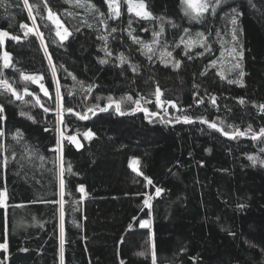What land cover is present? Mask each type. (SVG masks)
<instances>
[{"label":"trees","instance_id":"1","mask_svg":"<svg viewBox=\"0 0 264 264\" xmlns=\"http://www.w3.org/2000/svg\"><path fill=\"white\" fill-rule=\"evenodd\" d=\"M46 2L71 33L58 41L41 0H29L36 5L35 24L55 66V79L39 38L24 34L33 21L23 0L0 3V31L19 38H5L0 45V78L23 96L17 100L0 88V127L6 132L0 142L7 149L0 150V191L7 192L0 207V244L7 251L0 249V264H60L59 203H51L60 199V154L50 150L57 147V129L82 144L75 152L69 141H62L63 264H153V254L155 264H264V138L229 139L199 122H223L229 132L264 127L258 107L264 104V0H225L201 22L185 16L181 0H144L153 17L164 21L137 18L120 0L121 15L108 19L107 29L98 13L76 7L74 0ZM82 2L108 13L104 0ZM232 8L239 12V43L232 42ZM161 27L149 60L133 38L151 44ZM197 32L204 33L210 52L197 46L186 51L181 37L194 38ZM109 33L111 55H106L101 50L105 42L97 37ZM165 45L171 57L161 55ZM233 47H242V58L233 59ZM4 52L11 57L8 68H3ZM121 53L127 62L118 59ZM176 61L178 67L173 66ZM237 62L239 69L233 67ZM21 73L43 79L25 81ZM57 82L63 106L73 109L63 112V124L56 115ZM25 87L31 95L24 93ZM108 97L121 103L124 115L115 106L106 112L94 107L108 105ZM137 100L156 115L134 112ZM44 107L50 111L45 113ZM90 107L95 115L87 111ZM85 113L87 120L76 115ZM183 115L193 122L177 123ZM17 131L23 134L19 143L12 139ZM87 131L94 134L91 139L84 137ZM249 156L256 158L255 164ZM132 159L139 161L142 175L129 166ZM156 188L162 189L159 196ZM144 193L152 197L151 209L143 204ZM141 220H150V227L141 228Z\"/></svg>","mask_w":264,"mask_h":264},{"label":"snow or ice","instance_id":"2","mask_svg":"<svg viewBox=\"0 0 264 264\" xmlns=\"http://www.w3.org/2000/svg\"><path fill=\"white\" fill-rule=\"evenodd\" d=\"M44 9L47 11L48 15H47V19L49 21H51V23L53 25L56 26V35L60 38L61 41L67 39V37L69 35H71V33L69 32V30L67 28L64 27V25L61 23L60 19L58 18V16L50 9L49 5L47 4L46 0H41ZM66 2H73V0H66ZM0 3H3V0H0ZM23 3L25 5V7L28 10V14L29 17L32 19L33 21V25L32 28H27V25L25 24H21V28H27V31H25V36H28L29 33H32L34 35H36L41 43V46L44 47L45 50V56L48 57L49 60V65L52 68V75H53V79H55V75H56V69L55 66L52 65V61H51V57L48 56V52H47V48L44 45V39H43V33H41L39 31V28L36 26L35 24V17L33 16V9L34 7H36V5L34 4H30L29 0H23ZM75 6L76 7H81V8H86L87 11L89 12H96L98 13V17H100V23L107 29L108 27V19H117L119 18V16L121 15V10H120V0H104V3L108 6V13L107 15H105V13L100 12V10L92 5L91 3H87L85 4L84 2H82V0H74ZM125 3H127L128 5V12L132 13L135 12V15L141 19H146V20H152V19H158L160 21H164V17L160 16V17H153L152 13L148 10H146V5L144 3V0H136V2H134V0H125ZM225 0H181V5L183 6V10H184V14L185 16H188L190 19L195 20L196 22H201L204 18L206 14H215L217 12L218 9L222 8V6L224 5ZM249 3H252V0H249ZM254 6V5H253ZM71 14V13H69ZM239 15L238 9L236 8H232L231 10V14H230V23L232 24V29H231V33H232V42L233 43H239L238 38H237V19L236 17ZM129 36H132V30H131V25H132V20L129 19ZM89 27H91V25H88ZM173 27H176V25H173ZM61 29H63V32H61ZM112 32H115L116 29L113 28L111 30ZM164 29L163 27H161L159 32H153V40L151 42V44H145L142 41H140L138 38H133L134 42L136 43H140L142 45V54L147 55V58L149 60L152 59L151 55H148L149 53L155 54L156 48L155 45H157L159 43V36L163 33ZM185 35H188V29H184ZM109 34H102L99 35L97 38L100 40H103L105 42V47L102 48L101 50L105 52L106 55H111V52L108 50L107 48V41H108V36ZM220 33L217 32V36L219 37ZM5 38H10L13 40H17L19 39L17 36H9V33L6 31H0V45H2L4 43V39ZM205 35L204 33L201 32H197L195 34L194 38H189L187 40L184 39V37H181V43L184 44V47L187 50H190L191 47L193 46H200V47H204L206 49V51L210 52L211 48L207 47L206 43H205ZM179 46V45H177ZM146 51H143L145 50ZM167 49V45L164 46L163 49H161V55L162 56H168L171 57L172 53L170 51H166ZM204 53H198L197 55H203ZM231 54L233 55V59H236L237 57L242 58L243 56V49L242 47L238 50L237 48L233 47L231 49ZM3 68H8L10 66V61H11V57L9 56V54L7 52L3 53ZM118 59H120L121 63H125L126 61V57H124V55L121 53L120 56L118 57ZM101 64L107 63L106 60H101L100 61ZM179 61H176L175 64L173 65L174 67H178L179 66ZM133 70L135 71L136 68L135 66H132ZM234 68L239 69L241 68L240 63H235L233 65ZM69 75H71V73H69ZM203 75V73H202ZM218 75H221V79H224V76L220 73H218ZM239 76L243 77L244 76V72L240 71L239 72ZM21 78L25 81H32L33 83H37L38 81L42 80L43 77H38V76H28L25 75L23 73H21ZM228 83H240L239 81L236 80H232L229 79ZM40 88L41 90L44 92L45 96H48L49 93L47 91V89L44 88V85L42 83H40ZM241 86H243L241 84ZM0 88H3L5 91L10 92L17 100H22L23 96L15 89L12 87V84L3 79L0 78ZM88 91H91V86H89ZM24 93L27 95H31L30 92H28L27 88L25 87L24 89ZM156 103L157 106H160V104L162 103L160 100V96H161V92L159 91V89H157L156 93ZM34 99H36V103L39 104L40 101L39 99H37L36 97H33ZM128 99L130 100L131 97H128ZM143 99V98H141ZM62 96L60 93V89H59V84L57 82V87H56V108L58 109V111L56 112V115L58 116V122L60 124H63V112H69L72 113L73 109L72 108H65L63 106L62 103ZM108 105L104 106V107H100L99 105L94 106L95 108H98L99 111L101 112H106L108 111L109 108L115 106V110L117 112V114L119 115H124L125 113L122 111L121 109V103L119 101H113L111 97H108ZM212 101L213 103H215V97H212ZM149 102V101H146ZM202 102V101H201ZM240 103H244V100L241 99L239 101ZM169 104H171L172 107H175V104H173L172 102H167ZM136 104V108L133 110L135 111H143L146 114V117L148 115H152L155 116L156 113H149L147 108L141 107L140 105V101L137 100L135 101ZM259 109L261 110L262 113H264V104H261L258 106ZM4 111L3 107L0 106V113H2ZM50 109L48 107H44V112L47 113L49 112ZM88 112H91L93 115H95V111L93 110V108H88L87 110ZM22 115H27L26 113H22ZM78 116L79 119L81 120H87L89 119V116L87 115V113L81 115V114H76ZM29 119H32L31 116L28 117ZM176 122L177 123H192V119L187 116V115H183L181 117H177L176 118ZM202 124H207V126L211 129H214L215 131L220 132L222 135L227 136L229 139H235L237 137H241V136H246L249 135L250 138L254 141L259 140L261 138H264V127L260 128L258 132H253L251 129V126H249L248 129L244 130V131H240L239 129H234L233 131L229 132L226 131L224 129V127L222 126L223 122H221V126H218L216 122H209L207 120L201 119L199 121ZM231 127V126H229ZM45 131H49V129L45 128ZM59 136L57 139V147L50 149L53 152L59 153V163H60V175H61V179L59 182V196L60 199L59 201H51V203H59V215H60V264H63V257H64V245H65V237H64V196H65V181L62 178L65 168H64V162H63V148H62V141L67 140L70 143L76 144V147L79 149L81 147V145L79 144V142L76 139V136H67L65 135L64 132H61L59 129H57ZM6 132L4 130L3 127H0V139H2L3 137H5ZM84 137L86 139H91L93 137V133L91 131H87L83 133ZM23 134L20 133L19 131H17L15 133V135L12 136V139L15 140L17 143H19V141L22 139ZM0 150H7L5 149V146L2 142H0ZM261 151H264V148L261 149ZM32 155V154H30ZM40 159L43 161L44 157L41 156ZM249 160H251L253 162V164L256 163V158L249 156L248 157ZM4 165L6 166L7 164V160H5ZM55 163V161H54ZM139 161L132 159L130 160V164L129 166L132 168V170L134 172L137 173V175H142V173L138 170L137 165H138ZM261 164H264V161H261ZM69 172L71 171V166H68L67 169ZM145 179H147V183L149 185L152 184V181L148 178L145 177ZM79 191L83 194L84 189L83 187L79 188ZM162 192V189L160 188H156L155 190V196H159ZM143 195H145V199L143 201V204L145 207L151 209L152 205H151V199L152 197L149 196L147 193H144ZM7 198V192L6 190L4 191H0V207H4L5 206V200ZM242 207V206H241ZM151 225V221L150 220H141L139 222V226L141 228H148ZM151 239V238H150ZM151 247L155 248L154 243L151 244ZM0 249H3L5 252L7 251L6 245L5 244H0ZM137 255L143 256L145 255V252H139L137 253ZM153 264H155V256L153 254Z\"/></svg>","mask_w":264,"mask_h":264},{"label":"water","instance_id":"3","mask_svg":"<svg viewBox=\"0 0 264 264\" xmlns=\"http://www.w3.org/2000/svg\"><path fill=\"white\" fill-rule=\"evenodd\" d=\"M76 139L79 142V144L81 145V147L79 149L76 147V144H73V143H70V142L69 143H70L71 147L73 148V150L75 152H80L82 150V144H81L80 139L77 136H76Z\"/></svg>","mask_w":264,"mask_h":264},{"label":"rangeland","instance_id":"4","mask_svg":"<svg viewBox=\"0 0 264 264\" xmlns=\"http://www.w3.org/2000/svg\"><path fill=\"white\" fill-rule=\"evenodd\" d=\"M124 2H125V0H123ZM134 2H136V0H134ZM126 4V6H127V10H128V5H127V3H125ZM107 8H108V6H107ZM147 10V9H146ZM131 14H133L135 17H137L136 15H135V12H132ZM137 18H139V17H137ZM56 27V26H55ZM61 32H63V29H61ZM55 35H56V30H55ZM56 37H57V39H58V41H60L61 42V40H60V38L56 35ZM198 48H201L200 46H197ZM197 47H195V48H197ZM136 112H138V111H136ZM141 112H143V111H141ZM144 113V112H143ZM145 114V113H144ZM146 115V114H145Z\"/></svg>","mask_w":264,"mask_h":264}]
</instances>
